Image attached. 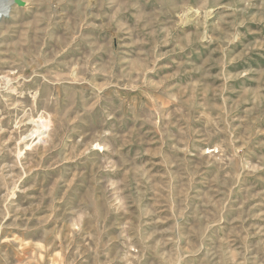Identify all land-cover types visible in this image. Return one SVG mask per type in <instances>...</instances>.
<instances>
[{
  "label": "rangeland",
  "instance_id": "rangeland-1",
  "mask_svg": "<svg viewBox=\"0 0 264 264\" xmlns=\"http://www.w3.org/2000/svg\"><path fill=\"white\" fill-rule=\"evenodd\" d=\"M0 0V264H264V0Z\"/></svg>",
  "mask_w": 264,
  "mask_h": 264
},
{
  "label": "water",
  "instance_id": "water-1",
  "mask_svg": "<svg viewBox=\"0 0 264 264\" xmlns=\"http://www.w3.org/2000/svg\"><path fill=\"white\" fill-rule=\"evenodd\" d=\"M3 3L7 6L17 4L19 6H25L26 2L24 0H3Z\"/></svg>",
  "mask_w": 264,
  "mask_h": 264
},
{
  "label": "bare ground",
  "instance_id": "bare-ground-1",
  "mask_svg": "<svg viewBox=\"0 0 264 264\" xmlns=\"http://www.w3.org/2000/svg\"><path fill=\"white\" fill-rule=\"evenodd\" d=\"M0 10H2V8H0ZM0 16H1V12H0Z\"/></svg>",
  "mask_w": 264,
  "mask_h": 264
},
{
  "label": "built area",
  "instance_id": "built-area-1",
  "mask_svg": "<svg viewBox=\"0 0 264 264\" xmlns=\"http://www.w3.org/2000/svg\"><path fill=\"white\" fill-rule=\"evenodd\" d=\"M2 2L1 3H3V0H1ZM4 4V3H3Z\"/></svg>",
  "mask_w": 264,
  "mask_h": 264
}]
</instances>
